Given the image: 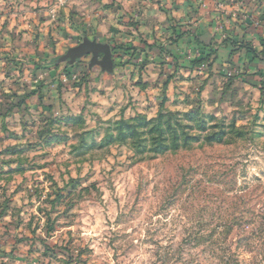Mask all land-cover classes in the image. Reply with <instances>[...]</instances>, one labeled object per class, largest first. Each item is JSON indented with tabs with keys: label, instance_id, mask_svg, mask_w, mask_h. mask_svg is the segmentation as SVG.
Masks as SVG:
<instances>
[{
	"label": "rangeland",
	"instance_id": "1",
	"mask_svg": "<svg viewBox=\"0 0 264 264\" xmlns=\"http://www.w3.org/2000/svg\"><path fill=\"white\" fill-rule=\"evenodd\" d=\"M91 1L0 0V264H262L264 64L246 49L264 0L234 10L254 22L249 41L222 20L215 40L178 39L196 16L166 18L171 36L100 38ZM84 37L114 48L111 74L57 61ZM197 107L252 139L154 159L106 144L116 121Z\"/></svg>",
	"mask_w": 264,
	"mask_h": 264
},
{
	"label": "crops",
	"instance_id": "2",
	"mask_svg": "<svg viewBox=\"0 0 264 264\" xmlns=\"http://www.w3.org/2000/svg\"><path fill=\"white\" fill-rule=\"evenodd\" d=\"M195 7L198 10L194 9ZM235 7L237 9H234ZM244 7V0H92L90 5L84 7L83 11H81L83 14H81L86 16V24H93L92 27L95 29V32L99 34L100 38L105 39L111 38L113 33L119 34V31L122 29L129 31L133 35L132 39H135L137 32L142 34L145 40L151 38L153 31L158 34L165 33L171 36L173 30H161V25L165 22L166 18L175 19L178 23L177 25L181 26L185 21H189V18L196 16V19L188 22L192 26L190 27L191 32L181 33L180 35L182 36H178L180 40L187 38V36L191 39L215 40L217 39V35L215 34H218L216 33L218 32L216 24H218V20H222L225 26L224 29L228 28L227 30L232 36H235V38L238 36L242 41H249L251 34L249 33L250 29H248V26L254 22L247 16H243V21L234 20V10L243 12ZM96 9L97 11L94 12L93 10ZM217 12L220 15L216 14ZM129 19H131L130 22L137 24L135 29L132 28V25L122 24L123 22L127 23ZM257 19L260 24V19L262 18L257 17ZM254 32V38L260 42H258V45L253 46L254 49L252 50L254 51V56L259 57L257 61H261L260 63L264 64V58L257 55L260 50L264 49V47L261 49L264 45V42H262L264 35H260V32L257 31ZM229 33H225L226 36H229ZM222 48L229 50V52L232 50V48L227 49L224 46ZM259 54L262 55L263 53ZM241 56L248 57V54ZM250 59H253V56ZM250 67L251 65L247 64L244 66L247 71Z\"/></svg>",
	"mask_w": 264,
	"mask_h": 264
},
{
	"label": "trees",
	"instance_id": "3",
	"mask_svg": "<svg viewBox=\"0 0 264 264\" xmlns=\"http://www.w3.org/2000/svg\"><path fill=\"white\" fill-rule=\"evenodd\" d=\"M182 35H180L181 37ZM178 37V39L180 38ZM128 53L133 48L118 47ZM111 51L114 48L110 46ZM246 53L254 56V51L246 49ZM165 99L162 100V104ZM253 137L243 126L226 118L217 119L211 114H205L197 107L185 113H171L159 110L156 118L146 119L137 116L133 119L116 121L112 125V135L106 139V144L128 143L133 156H151L152 159L179 151H188L194 146H232L249 141ZM253 238L261 240L264 246V215H259ZM251 224V223H249ZM264 264V251L261 254Z\"/></svg>",
	"mask_w": 264,
	"mask_h": 264
},
{
	"label": "water",
	"instance_id": "4",
	"mask_svg": "<svg viewBox=\"0 0 264 264\" xmlns=\"http://www.w3.org/2000/svg\"><path fill=\"white\" fill-rule=\"evenodd\" d=\"M85 56H90L89 68L97 66L104 73H112L113 60L110 46L96 40H89L87 37H84L82 42L76 47L68 49L66 54L59 57L57 61H66L72 65Z\"/></svg>",
	"mask_w": 264,
	"mask_h": 264
}]
</instances>
